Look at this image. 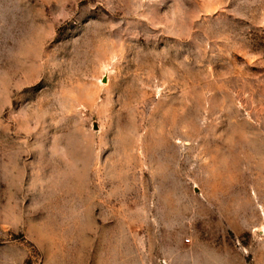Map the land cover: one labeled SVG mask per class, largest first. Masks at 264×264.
<instances>
[{"label": "rangeland", "instance_id": "rangeland-1", "mask_svg": "<svg viewBox=\"0 0 264 264\" xmlns=\"http://www.w3.org/2000/svg\"><path fill=\"white\" fill-rule=\"evenodd\" d=\"M264 264V0H0V264Z\"/></svg>", "mask_w": 264, "mask_h": 264}, {"label": "crops", "instance_id": "crops-1", "mask_svg": "<svg viewBox=\"0 0 264 264\" xmlns=\"http://www.w3.org/2000/svg\"><path fill=\"white\" fill-rule=\"evenodd\" d=\"M175 264H235L230 259H226L223 255L214 253H203L194 257L192 254L190 257L180 256L176 259Z\"/></svg>", "mask_w": 264, "mask_h": 264}]
</instances>
